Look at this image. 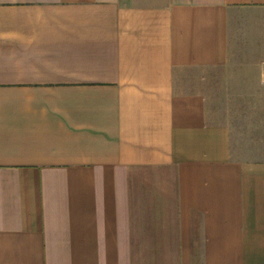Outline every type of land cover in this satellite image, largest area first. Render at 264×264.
<instances>
[{
  "label": "crops",
  "instance_id": "0c3cea01",
  "mask_svg": "<svg viewBox=\"0 0 264 264\" xmlns=\"http://www.w3.org/2000/svg\"><path fill=\"white\" fill-rule=\"evenodd\" d=\"M0 264H264V0H0Z\"/></svg>",
  "mask_w": 264,
  "mask_h": 264
}]
</instances>
